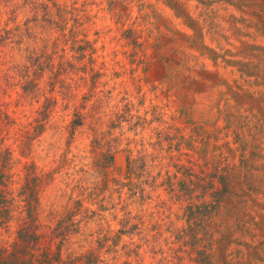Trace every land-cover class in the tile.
Wrapping results in <instances>:
<instances>
[{
	"label": "rangeland",
	"instance_id": "rangeland-1",
	"mask_svg": "<svg viewBox=\"0 0 264 264\" xmlns=\"http://www.w3.org/2000/svg\"><path fill=\"white\" fill-rule=\"evenodd\" d=\"M0 259L264 264V0H0Z\"/></svg>",
	"mask_w": 264,
	"mask_h": 264
},
{
	"label": "trees",
	"instance_id": "trees-1",
	"mask_svg": "<svg viewBox=\"0 0 264 264\" xmlns=\"http://www.w3.org/2000/svg\"><path fill=\"white\" fill-rule=\"evenodd\" d=\"M25 237H26V236H25ZM13 246H14V247H18V248H19V246H20V247L22 246V251L24 252L23 245L17 243V245H16V244H13ZM24 247H25V246H24ZM17 252H20V249H19ZM43 253H44V252H43ZM3 262H4V261H2V259H0V264H4ZM20 262H21V261H20ZM20 262H16L15 264H21ZM7 264H8V263H7ZM11 264H13V263H11Z\"/></svg>",
	"mask_w": 264,
	"mask_h": 264
}]
</instances>
